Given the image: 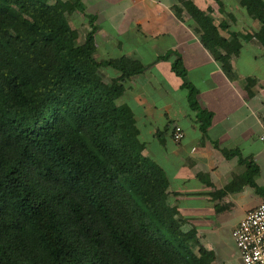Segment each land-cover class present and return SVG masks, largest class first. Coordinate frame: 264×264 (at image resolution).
<instances>
[{
	"label": "trees",
	"instance_id": "obj_1",
	"mask_svg": "<svg viewBox=\"0 0 264 264\" xmlns=\"http://www.w3.org/2000/svg\"><path fill=\"white\" fill-rule=\"evenodd\" d=\"M238 1L260 22L248 37L264 47V0ZM177 2L226 63L240 44L192 0ZM74 10L83 12L77 0H0V264H212L167 204V178L143 155L131 109L117 102L144 65L96 59L91 17L78 43ZM172 68L184 75L180 60Z\"/></svg>",
	"mask_w": 264,
	"mask_h": 264
},
{
	"label": "crops",
	"instance_id": "obj_2",
	"mask_svg": "<svg viewBox=\"0 0 264 264\" xmlns=\"http://www.w3.org/2000/svg\"><path fill=\"white\" fill-rule=\"evenodd\" d=\"M77 1L83 12L74 10L68 21L71 27L73 19L79 26L85 21L78 43L91 17L96 59L125 57L144 65L123 82L117 102L133 113L143 155L164 171L167 204L182 229L214 253L212 264H243L231 233L264 201V47L245 29L226 27L220 34L240 47L222 63L201 42L194 20L176 11L177 0ZM178 60L183 76L172 68ZM101 71L119 75L111 67ZM174 125L184 131L181 141L171 137Z\"/></svg>",
	"mask_w": 264,
	"mask_h": 264
},
{
	"label": "built area",
	"instance_id": "obj_3",
	"mask_svg": "<svg viewBox=\"0 0 264 264\" xmlns=\"http://www.w3.org/2000/svg\"><path fill=\"white\" fill-rule=\"evenodd\" d=\"M171 137L176 142L181 141L182 127L174 125ZM260 140L264 143V130ZM231 235L243 264H264V201L246 212Z\"/></svg>",
	"mask_w": 264,
	"mask_h": 264
},
{
	"label": "rangeland",
	"instance_id": "obj_4",
	"mask_svg": "<svg viewBox=\"0 0 264 264\" xmlns=\"http://www.w3.org/2000/svg\"><path fill=\"white\" fill-rule=\"evenodd\" d=\"M48 3H54L52 0H46ZM197 4L212 22L218 26L223 24L224 27H219V31H224V28H234V29H245L244 31L248 35H253L256 30L260 27V22L257 19H253L246 13L243 6L240 5L238 0H192ZM178 7H182L178 4ZM185 12V11H184ZM68 20L70 19V13L67 15ZM85 21L82 23L76 22L73 19L72 29L77 33V40L82 41L84 38L83 33L85 32ZM76 24V25H75ZM76 26V27H75ZM79 29L77 30V28ZM247 29V30H246ZM79 31V34L78 32ZM240 32V31H239ZM239 32H236L238 34ZM78 42V41H77ZM107 78V74H104ZM178 218V217H177Z\"/></svg>",
	"mask_w": 264,
	"mask_h": 264
}]
</instances>
